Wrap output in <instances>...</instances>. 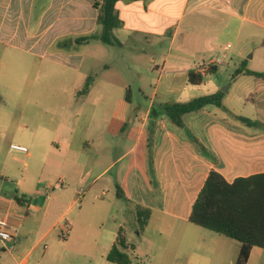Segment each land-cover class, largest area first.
<instances>
[{
  "label": "crops",
  "instance_id": "obj_1",
  "mask_svg": "<svg viewBox=\"0 0 264 264\" xmlns=\"http://www.w3.org/2000/svg\"><path fill=\"white\" fill-rule=\"evenodd\" d=\"M96 1L100 0H0V49L27 51L56 64L63 57L72 59L69 50L51 49L61 38L98 31ZM116 11L123 22L114 30L121 43L115 45L123 59L122 74L132 71L141 76L132 68L150 56L147 72L157 81L150 105L145 114L137 106L131 112L125 107L119 115L109 109L104 112L106 117H101L100 105L110 104L106 100L119 98L120 104H133V93L126 86L129 82L111 91L110 80L93 79L84 94L90 75H81L77 86L63 92L75 105L70 112L50 116L54 137L46 144L47 182L38 175L36 186L23 189L21 195L10 181L0 183V215L8 218L13 233L7 243L0 239V252L5 251L0 264H29L33 252L43 245L39 264L50 254L53 264H121L119 255L122 264H235L241 245L238 254L228 255L226 236L205 237L198 231L188 253L183 249L184 240L195 227L202 228L189 218L212 169L230 183L264 173V81L257 77L252 81L247 78L252 75L241 74L230 78L226 92L216 86L212 94L223 93L222 105L186 114L184 128L175 125L160 104L191 101L188 95L195 85L188 81L190 70L204 74L211 63L218 68L230 66L225 51L232 44L222 46L221 42L231 38L244 43L263 33L264 0H121ZM181 31L187 38L175 46ZM169 34L170 43L164 46ZM32 40L27 48L25 43ZM160 64L163 71L156 77L153 68ZM5 66L1 62V67ZM103 66L110 68L111 64ZM74 68L79 71L81 65ZM2 74L14 85L19 81L10 72ZM249 101L253 109L250 117L240 112ZM94 122L96 128L106 124L100 134L92 127ZM23 128L34 138L28 144L30 150L23 152L32 159L39 148L37 132L30 131L32 127L26 123ZM190 135L203 143L217 164L196 149ZM95 148H101L98 156ZM106 151L115 155L98 164L100 158H107ZM24 165L29 168L30 161L25 160ZM97 165L103 167L92 178L93 184L114 173L102 195L109 198L115 186L116 197L123 200L127 213L119 224L107 226L105 217L95 218L87 210L86 199L92 196L85 187ZM15 185L20 187L23 182ZM119 187L125 198L117 194ZM153 217L159 220L155 239L144 258H137L136 245L149 242L146 236ZM113 251L115 260L109 258ZM246 264H264V249L254 246Z\"/></svg>",
  "mask_w": 264,
  "mask_h": 264
},
{
  "label": "rangeland",
  "instance_id": "obj_2",
  "mask_svg": "<svg viewBox=\"0 0 264 264\" xmlns=\"http://www.w3.org/2000/svg\"><path fill=\"white\" fill-rule=\"evenodd\" d=\"M100 29L101 26L98 27V31H95V33H100ZM79 36L84 35H72L61 38L57 43V47L51 49V52L58 50L63 53L69 50L72 55H74V58L68 59L67 61L63 57L58 64H56L54 60L52 62L51 59L42 60L27 51L15 53L12 49H0V71H2L0 73V183L3 181H10L12 185L14 184V188L17 189L20 195L23 189L30 190L36 186L38 175L42 177L44 182H47L46 180L49 175L44 171L47 149L46 144L51 143L54 137V128L53 124L50 122V116L52 114L59 115L74 110L73 105H75V103H70L63 92L77 86L81 75H90L94 81L100 79L110 80V83H112L111 86H113L111 91H117L116 85L129 82L126 86H130L133 93V104H120L119 98L106 100V104H110L107 106L103 104L100 105L99 110L101 111H99V114L101 117H106L104 112H107L106 110L109 109L112 113L119 115V112L123 111L125 107L129 108L131 112V109L137 106H140V112L145 114L150 105V100L153 98V91L157 81H154L147 72L150 56L138 61L137 65L132 68L134 71L135 69L140 71L141 76L134 75L132 71H128L127 74L125 73V75H123L122 72H124V69L120 67L123 59L119 55L118 46L115 44L107 45L100 40H92L88 48L84 44L72 43V41ZM171 36V34L166 36L167 39L166 42L163 43L164 46L170 43ZM186 38L187 34L181 31L175 41V46L180 45ZM150 39H152V37H150ZM228 42L232 44V48L225 51V53H227L229 58L228 62H230V66L221 65L215 73L208 74L204 78V83L201 86H191V92H189L188 95L191 100L212 94L215 92L216 86H218L220 90H223L230 84V78L234 76L238 68H248L256 72H264V32H258L244 43H239L237 40L231 38L224 39L221 45L225 46ZM33 43L32 40L25 44L26 47L29 48ZM239 53L242 55H239ZM82 56H84V58H82ZM1 62L6 63V68L1 67ZM69 62L72 65H68ZM130 62L131 64L134 63L131 60ZM105 63L111 64V67H104L103 65ZM80 65L81 68L79 71L74 68ZM213 65L215 64L211 63L207 65V67H205V72ZM153 71L156 77H158L163 71V66L160 64L159 68H153ZM8 72H10V75L19 77L17 84L14 85L12 81L6 78V75L2 74ZM247 78L252 81L256 79L253 76H247ZM140 90H142V92ZM115 95L118 96L116 93ZM248 98L250 99L252 97ZM93 102L94 107L91 109L94 110L96 109V100ZM249 104L250 101L247 103L246 109L244 107L240 108V112L250 117L253 109L249 108ZM91 112L92 111H90L89 114ZM22 113L24 114V118L20 119ZM24 123L32 127L30 131L35 130V132H37V143L39 144V148L33 156L34 159H28L25 153L12 149L13 145H17L24 146L30 150L28 144L30 141L34 140V138L28 129L24 130ZM97 125L98 124L94 122L92 127L96 128ZM105 125L106 124H103V127L100 125V128L97 127L96 133L100 134ZM108 138L115 141L112 137L108 136ZM95 149V153L98 156V152L101 151V148ZM104 153H106L107 158L103 161L100 158L98 164L108 162L111 156L115 155L113 152L106 151ZM25 160L30 161L29 168L25 167ZM100 167L103 166L97 165L96 168H94L92 177L85 187L92 196L91 199H86V207L88 211H92L91 214H93L95 218L105 217L107 226L114 225L115 223L119 224L127 213L124 212L125 207L123 200L116 197L115 186L112 185L113 189L111 190L109 198L104 199L102 195L103 190L107 188L105 186L107 180L113 177L114 173L108 174L104 180H100L93 184L92 178L101 172ZM24 176L25 179H23ZM19 180L23 182V185L20 187L15 185ZM158 223V218L153 217L149 220L150 229L146 237L150 240L149 242H146V240L142 242L138 241L135 253L137 258H144L143 256L145 253L149 252L148 247L150 248L152 241L155 239L154 227ZM195 229L197 230L188 233L184 240L185 246L183 249H185V253L192 250V243L195 238L198 237V231H201L199 235L205 237H219V235L205 228L195 227ZM224 239L228 241L226 246L227 254H238L240 243L230 238ZM0 244L1 248H3L1 241ZM43 251L44 245L36 249L30 257L29 264L41 263ZM133 254L134 253H132V255ZM0 255L4 256L5 251L1 250ZM132 255L130 254L131 259H133ZM137 258L134 260L138 261ZM181 262L184 263L182 260ZM53 263L54 261L51 254L47 255L43 260V264Z\"/></svg>",
  "mask_w": 264,
  "mask_h": 264
},
{
  "label": "trees",
  "instance_id": "obj_3",
  "mask_svg": "<svg viewBox=\"0 0 264 264\" xmlns=\"http://www.w3.org/2000/svg\"><path fill=\"white\" fill-rule=\"evenodd\" d=\"M119 1L121 0L96 1L95 7L99 9L98 24L101 26V32L79 36L72 43L87 45L92 40H100L107 45L121 44L114 35V30L123 26L116 11ZM217 70L218 67L215 65L204 74L190 70L188 81L198 86L203 83L205 76ZM241 74L252 75L264 81V72H256L248 68H238L233 78ZM92 82L93 78L89 77L82 93L89 92ZM222 98L223 93H218L201 96L189 102L168 101L161 103L160 107L175 125L184 128L186 114L201 110L208 105L221 106ZM190 139L202 155L217 164V159L212 157L199 139L192 135ZM117 194L125 198L120 187L117 188ZM189 221L239 242L241 248L235 264H246L254 246L264 249V173L239 177L230 183L221 173L212 169L193 205ZM114 254L116 253L113 251L109 256L111 260H115ZM119 263L122 264L120 255Z\"/></svg>",
  "mask_w": 264,
  "mask_h": 264
},
{
  "label": "built area",
  "instance_id": "obj_4",
  "mask_svg": "<svg viewBox=\"0 0 264 264\" xmlns=\"http://www.w3.org/2000/svg\"><path fill=\"white\" fill-rule=\"evenodd\" d=\"M12 149L21 152H28V149L24 146L13 145ZM0 239L1 241L7 243L13 239L12 226L8 218L0 215Z\"/></svg>",
  "mask_w": 264,
  "mask_h": 264
},
{
  "label": "water",
  "instance_id": "obj_5",
  "mask_svg": "<svg viewBox=\"0 0 264 264\" xmlns=\"http://www.w3.org/2000/svg\"><path fill=\"white\" fill-rule=\"evenodd\" d=\"M223 91H224V92H226V91H227V89H224Z\"/></svg>",
  "mask_w": 264,
  "mask_h": 264
}]
</instances>
